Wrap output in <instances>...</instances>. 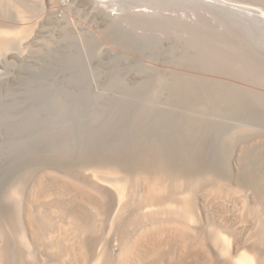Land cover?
Listing matches in <instances>:
<instances>
[{
    "label": "rangeland",
    "instance_id": "374dc122",
    "mask_svg": "<svg viewBox=\"0 0 264 264\" xmlns=\"http://www.w3.org/2000/svg\"><path fill=\"white\" fill-rule=\"evenodd\" d=\"M221 229L264 251V0H0V264H225Z\"/></svg>",
    "mask_w": 264,
    "mask_h": 264
},
{
    "label": "bare ground",
    "instance_id": "6f19581e",
    "mask_svg": "<svg viewBox=\"0 0 264 264\" xmlns=\"http://www.w3.org/2000/svg\"><path fill=\"white\" fill-rule=\"evenodd\" d=\"M148 13V12H147ZM232 157V156H231ZM230 157V158H231ZM236 158V157H235ZM235 163V162H234ZM235 165V164H234ZM233 166V169L236 170L235 166ZM240 165V164H239ZM90 167V166H89ZM96 168V167H95ZM111 169V168H110ZM110 169L108 168V170L110 171ZM232 169V170H233ZM239 169V168H237ZM107 170V169H106ZM113 169H111V172ZM151 170V169H150ZM155 170V168H154ZM109 171H107L109 173ZM117 171V170H115ZM145 171V170H144ZM146 172V171H145ZM116 173V172H115ZM121 173V172H120ZM118 174V173H116ZM147 174V173H146ZM151 174V173H150ZM143 175V174H142ZM158 175V174H157ZM233 175V172H232ZM235 176V175H234ZM237 177V176H236ZM177 178V177H175ZM174 178V179H175ZM98 179H100L103 182H106L101 176H98ZM154 179V178H153ZM137 178H129L125 175H119L117 179H114V183H111L112 185L115 186V190H116V197H118L119 202L122 201L123 199H129L132 196L133 193V188H134V183L136 182ZM156 180V179H155ZM235 180V179H234ZM159 181V180H158ZM109 183V182H108ZM153 183V182H152ZM156 183V182H155ZM234 183V182H233ZM222 186V185H221ZM152 187V186H151ZM163 187V186H162ZM161 187V188H162ZM149 188V187H148ZM158 188V187H157ZM224 189V187H222ZM221 188V189H222ZM254 189V188H253ZM252 189V191L250 192V195H248L247 197V203L250 205L251 210H253L254 212H249L252 213V215L254 217H259L260 216V212H255L257 211V207H258V201L259 200V192L258 190L255 192ZM228 190V189H227ZM188 191V190H187ZM189 199V198H188ZM190 203V202H189ZM118 208V207H117ZM120 214V213H119ZM164 215V214H163ZM168 215V214H167ZM174 215L177 218L182 217L183 220H185L184 222L187 224H191L194 222H197L198 220H200L199 216L196 215V213L189 207V208H185V211L182 212H176L174 213ZM166 216V215H165ZM171 217V216H169ZM174 217V216H173ZM175 219V218H174ZM173 219V220H174ZM170 220V218H169ZM178 220V219H177ZM115 221H117V217L113 218L111 221V224L109 225V232H111L113 235H115V232L117 231V224H115ZM168 222V221H167ZM183 222V223H184ZM233 222V221H232ZM237 222V221H236ZM172 223V222H171ZM73 227L79 230V225L78 222L74 219L72 221ZM175 224V223H174ZM182 224V223H181ZM160 225V224H159ZM171 224H167V226H165V228L167 229H173V230H178V227L174 226V227H170ZM228 225V224H227ZM189 226V225H188ZM235 226V225H234ZM263 226V225H262ZM146 227V226H145ZM148 227H146L147 229ZM181 228V227H180ZM183 228V227H182ZM143 229V228H142ZM141 229V230H142ZM188 229V227H187ZM138 230V229H137ZM141 230H139V235L141 233ZM182 230V229H181ZM180 230V231H181ZM191 230V229H190ZM263 230V228H262ZM82 231V229H81ZM145 231V232H144ZM143 234L145 235V238H149L150 236V231L149 230H144ZM187 231V230H186ZM219 234L215 233V235L213 236V243H214V247L217 248L218 251V255L223 256L225 258V264H264V251H263V247H262V243H263V239L259 236V234H255L252 236V240L251 242L248 241L247 239H244L241 235V233L236 232L235 230H230V229H221L218 230ZM183 232V231H182ZM190 232V231H189ZM195 233V232H193ZM169 234V233H168ZM220 234H225L226 236H221ZM202 235V234H201ZM82 236V235H81ZM193 238H195L196 240H198V234L197 235H193ZM153 238V237H152ZM157 238V237H156ZM186 239V238H185ZM22 240L24 243L27 244L24 236H22ZM195 240V241H196ZM201 240V239H200ZM206 241V240H205ZM117 242V241H116ZM193 242V240H192ZM190 243V242H189ZM205 243V242H203ZM195 244V242H194ZM117 245V244H115ZM189 245V244H188ZM196 245V244H195ZM205 245V244H204ZM209 245V244H208ZM118 246V245H117ZM191 246V245H190ZM211 246V245H210ZM121 247V246H120ZM204 247V246H203ZM189 248V247H188ZM187 248V249H188ZM205 248V247H204ZM89 249V248H88ZM121 249V248H120ZM184 250V249H183ZM204 251V250H203ZM206 251V250H205ZM152 253V252H151ZM188 253V252H187ZM209 253V252H208ZM204 255V254H203ZM217 255V254H216ZM161 259V258H160ZM157 260V259H156ZM207 261V260H206ZM153 264H156V262H152ZM211 263V262H210ZM213 263V262H212ZM211 263V264H212Z\"/></svg>",
    "mask_w": 264,
    "mask_h": 264
}]
</instances>
